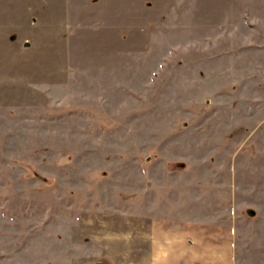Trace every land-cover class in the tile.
Segmentation results:
<instances>
[{"label":"rangeland","instance_id":"1","mask_svg":"<svg viewBox=\"0 0 264 264\" xmlns=\"http://www.w3.org/2000/svg\"><path fill=\"white\" fill-rule=\"evenodd\" d=\"M190 219L264 264V0H0V264H185Z\"/></svg>","mask_w":264,"mask_h":264},{"label":"crops","instance_id":"2","mask_svg":"<svg viewBox=\"0 0 264 264\" xmlns=\"http://www.w3.org/2000/svg\"><path fill=\"white\" fill-rule=\"evenodd\" d=\"M189 222L166 220L157 223L154 226V232L157 233L158 227L162 223L165 227V236L161 239L160 234L154 242V249L159 250L162 254L166 251L170 257H164L168 262H172V258L179 263L185 264H236L235 255L233 253L232 228L228 223H215L211 220L204 221V223H196L194 220H187ZM161 224V225H162ZM219 229L218 246L214 244L215 237L210 238L214 234L212 231ZM212 230V231H211ZM204 239L201 244L199 238ZM156 237V236H155ZM165 238V239H164ZM206 239V240H205ZM215 245V246H213ZM200 250L206 253L217 251L220 254L213 259L199 256Z\"/></svg>","mask_w":264,"mask_h":264}]
</instances>
